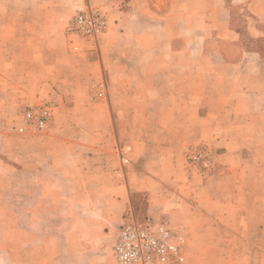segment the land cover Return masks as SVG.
Masks as SVG:
<instances>
[{
  "label": "crops",
  "instance_id": "crops-1",
  "mask_svg": "<svg viewBox=\"0 0 264 264\" xmlns=\"http://www.w3.org/2000/svg\"><path fill=\"white\" fill-rule=\"evenodd\" d=\"M87 10L96 44L68 29ZM131 220L183 235V264H264V0H0V264H116Z\"/></svg>",
  "mask_w": 264,
  "mask_h": 264
},
{
  "label": "built area",
  "instance_id": "built-area-1",
  "mask_svg": "<svg viewBox=\"0 0 264 264\" xmlns=\"http://www.w3.org/2000/svg\"><path fill=\"white\" fill-rule=\"evenodd\" d=\"M106 27L105 18L98 12L80 11L69 24V31L88 38L96 44L99 35ZM94 97L105 98L103 83L94 85ZM53 106L39 101L23 109L20 123L16 126L18 134L38 133L50 119ZM217 152L205 144L189 146L185 150L186 169L195 172L202 179L212 175ZM184 236L164 223L152 221L124 222L117 239L112 245L116 264H183Z\"/></svg>",
  "mask_w": 264,
  "mask_h": 264
},
{
  "label": "rangeland",
  "instance_id": "rangeland-1",
  "mask_svg": "<svg viewBox=\"0 0 264 264\" xmlns=\"http://www.w3.org/2000/svg\"><path fill=\"white\" fill-rule=\"evenodd\" d=\"M23 110H21V112H22ZM15 127V130H16V126H14ZM17 132V131H16ZM19 135H21V134H19ZM22 135H25V134H22Z\"/></svg>",
  "mask_w": 264,
  "mask_h": 264
}]
</instances>
